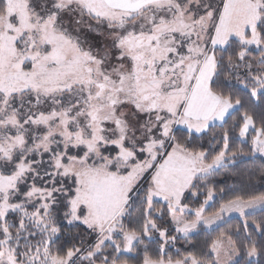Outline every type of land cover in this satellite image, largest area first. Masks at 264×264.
Wrapping results in <instances>:
<instances>
[{
  "label": "snow or ice",
  "instance_id": "obj_1",
  "mask_svg": "<svg viewBox=\"0 0 264 264\" xmlns=\"http://www.w3.org/2000/svg\"><path fill=\"white\" fill-rule=\"evenodd\" d=\"M0 264H264V0H0Z\"/></svg>",
  "mask_w": 264,
  "mask_h": 264
},
{
  "label": "trees",
  "instance_id": "obj_2",
  "mask_svg": "<svg viewBox=\"0 0 264 264\" xmlns=\"http://www.w3.org/2000/svg\"><path fill=\"white\" fill-rule=\"evenodd\" d=\"M206 144V142H205ZM260 163L259 160H257V165ZM216 182H217V187L218 188H225V193L228 195L232 194V186H236L235 190L236 191H241V192H248V191H252V186L248 184L247 178L243 177V176H236V175H221L215 178ZM254 183L256 184V188L259 189L260 188V184L259 181H254ZM202 199V197H201ZM161 223H164L165 225H167V219ZM233 226H236L239 224V220L238 219H232L231 221ZM207 235H200L196 237V243L198 246H202L204 241L207 239ZM177 247L181 248L182 250L187 247V245L184 244V242L181 240L177 243ZM150 248L152 249V251L154 252L156 249V245L154 244H150Z\"/></svg>",
  "mask_w": 264,
  "mask_h": 264
},
{
  "label": "rangeland",
  "instance_id": "obj_3",
  "mask_svg": "<svg viewBox=\"0 0 264 264\" xmlns=\"http://www.w3.org/2000/svg\"><path fill=\"white\" fill-rule=\"evenodd\" d=\"M88 39L93 43H95L98 47L102 46L104 42L103 37H98V36L89 35ZM233 219H237V218H233Z\"/></svg>",
  "mask_w": 264,
  "mask_h": 264
}]
</instances>
